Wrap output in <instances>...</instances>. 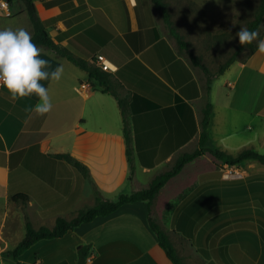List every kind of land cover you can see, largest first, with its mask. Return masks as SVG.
Listing matches in <instances>:
<instances>
[{"label":"crops","instance_id":"obj_1","mask_svg":"<svg viewBox=\"0 0 264 264\" xmlns=\"http://www.w3.org/2000/svg\"><path fill=\"white\" fill-rule=\"evenodd\" d=\"M33 1L56 43L97 67V55L104 54L114 69L103 70L107 90L53 47L38 45L53 69H64L60 82H42L54 105L43 117L25 111L37 97L13 101L0 87V236L9 240V248L24 237L26 215L37 228L53 227L59 216L71 218L93 205L97 190L113 200L149 186L158 169L199 146L208 101L213 105L208 147L234 155L264 147V53L256 50L235 60L209 85L197 55L215 49V39L232 37L247 13V0H163L188 46L179 43L154 0ZM10 5L13 13L6 15L0 4V17L10 18L4 28L23 27L32 36V20L25 27L19 17L28 13L25 2ZM119 98L125 104L129 142ZM59 153L86 164L90 177ZM215 158L210 153L196 157L173 176L158 195L175 178L202 168L187 192L177 196L166 227L154 217L189 264H264L259 222L251 226V212L235 207L231 189H217ZM205 162L214 172L201 166ZM137 176L147 186L135 185ZM21 193L28 202L12 200ZM33 246L39 264H79L83 246L88 247L84 264H174L150 226L147 201L125 203Z\"/></svg>","mask_w":264,"mask_h":264},{"label":"trees","instance_id":"obj_2","mask_svg":"<svg viewBox=\"0 0 264 264\" xmlns=\"http://www.w3.org/2000/svg\"><path fill=\"white\" fill-rule=\"evenodd\" d=\"M7 1L10 4H12L15 0H7ZM23 1L26 4L28 13L34 24V34L32 35L33 42L37 46L45 45L48 47H53L54 49L57 50V52L60 55L67 57L69 60H71L78 66L88 70L93 77H96L101 82V84L105 85L107 90H110L108 89V84L106 83V81L103 80L105 78L104 77L105 74L103 72L105 71L101 70L97 66L91 65V63H89V61L86 60L85 58L76 55L75 53L71 52L68 48L56 43L55 40L51 37L48 30L46 29L45 24L43 23L42 19L40 18L35 2L33 0H23ZM154 1H155L157 8L162 10L164 19L166 20L167 23L170 24L173 33L177 36L179 40V43L182 46H188V42L185 41L176 32V30L172 26L171 14L168 10L166 3L163 0H154ZM263 20H264V0H261L259 10L256 14V17L252 21L249 22L248 29L249 30H259ZM262 35L263 33L259 35V39L262 38ZM257 42L255 43L253 42V44L251 45V50H250L248 57L251 56L257 50ZM243 50L244 48H242L239 44V47L237 51L235 52V54L232 55L225 63H223L220 66L219 70L214 74H212L209 71L208 67L204 66L199 61L206 75L208 85L211 83L212 79L215 76L224 73V71L230 66V64L233 63L235 60H237V55ZM119 102H120L121 108L123 109V114H124V122H125L124 133H125L127 142H129V130L127 128V119L125 115V104L121 98H119ZM212 110H213V105L211 102L208 101L205 108L203 109V115H202V120H201L202 129H201L199 146L193 151L184 152L180 154L170 168L157 174L152 179L149 186L142 188L140 190L134 191L132 193H122L119 195L117 199H113V200L103 198L99 194V191L97 190V199L93 205L80 209L71 218H67L65 216H59L56 219L55 225L53 227L42 225L37 228L32 224V222L29 220L28 216L26 215V233L24 237L18 242V244L15 247L8 250V252L16 258L17 260L16 264H22L20 260V255L25 250L30 248L33 244H35L37 241L41 239L61 237L65 235L66 233H68L69 231L76 228L77 226H79L83 222L92 221L99 215H107L117 210L121 205L128 203V202H135V201H147L148 208H149L150 226L156 232L159 238V243L165 250L170 260L174 264H189L178 253V250L176 246L174 245L173 241L171 240V238L169 237L168 232L161 226V224L154 217L153 203L158 193L163 188V186L173 176L177 175L188 162L206 153L212 154L214 157L221 159L224 163L230 166L239 165L248 160H255L259 163L264 164V152H260L253 148H245L237 155H234L228 152L227 150H224L221 148L213 149L206 145L207 140L209 138L208 127L210 124ZM127 153H128L129 160H132L129 150H127ZM58 156L67 158L68 160L72 161L83 172L84 175L90 177L91 173H90L89 167L86 164L79 161L78 159H75L74 157H72L70 153H59ZM260 188L264 192V182L262 183L260 182ZM11 198L14 201H18L19 199L22 198L24 203L28 202V199H29L28 195L23 194V193L15 194ZM258 221L261 223H264V217H260ZM87 249H88L87 246H83L80 248L79 264H84Z\"/></svg>","mask_w":264,"mask_h":264},{"label":"rangeland","instance_id":"obj_3","mask_svg":"<svg viewBox=\"0 0 264 264\" xmlns=\"http://www.w3.org/2000/svg\"><path fill=\"white\" fill-rule=\"evenodd\" d=\"M260 2L261 0H247V5H245L247 13L244 14L243 22L239 21V23L235 26L236 28L232 33V37H219L215 39V49L212 48V50L210 51H203L197 54L198 57L202 59V64L204 66L212 67V69L208 68L212 74L216 73L219 70L220 66L225 63L232 55L235 54L239 47V40L238 37H236V32L240 30V27L248 28L249 22L256 17V14L259 10ZM16 17L18 18V14ZM19 17L20 20L23 21V25H25V27L27 25H30L29 23L31 22V17L27 13V11L19 13ZM8 19L10 18L0 17V30L5 29L4 26L5 23L8 22ZM258 31L259 34L264 32V20ZM250 50L251 46H247L246 50L244 49L237 55V59L244 60L245 58H247L250 53ZM225 89L226 91H229L230 88L228 87ZM212 147L213 149L218 148L216 145H213ZM260 151L264 152V147H262ZM212 156L213 155L211 154V157ZM214 158L215 157L213 156V159ZM221 161V159H217L218 171L217 173H215V176L218 177L217 189L219 191L224 189H231V191L234 193L235 207L244 206L248 208L249 212H251V214H249L250 218L252 219L251 226L255 225V220L258 221L260 217H264V192L260 188V182H264V164L259 163L255 160H248L239 165L234 166L239 167L240 170L232 169L233 172H230V165H223ZM208 163L209 164L205 165V162L201 164V166L208 171L211 170L212 172H214V167H212L213 165H211L210 167L211 163ZM168 167L162 166L160 169L157 170V172L161 173V171L163 172L164 170L168 169ZM194 169L195 170L193 171L185 172L184 174H182L181 177L175 178L172 182L169 183V186L164 190V192L158 195L156 203L153 205L155 209L154 216L158 218V220L163 222V227H166V224H164L165 219L167 218L169 213H171L173 207L178 201L177 196L181 193L184 194L185 192H187L186 188L189 185L193 184L196 175L199 173V171H202V168L200 166H197V168ZM244 169L249 170L250 173H246L245 176H241V173L239 171H243ZM137 184H139V186H147V180L137 176L135 177V185ZM259 226L261 227L260 229L262 231L264 241V223L259 222ZM0 240L3 242V251L2 253H0V264H16V258L8 252V250L11 249L9 248L11 246V243L8 239L5 240L2 236H0ZM36 251V246L32 245L30 248H28L22 257V264H39Z\"/></svg>","mask_w":264,"mask_h":264},{"label":"clouds","instance_id":"obj_4","mask_svg":"<svg viewBox=\"0 0 264 264\" xmlns=\"http://www.w3.org/2000/svg\"><path fill=\"white\" fill-rule=\"evenodd\" d=\"M259 35L258 30L245 27L236 32L242 48L246 50L247 46L258 41L257 51L264 53V39H259ZM42 55L43 50L33 42L25 28L0 30V87L6 88L13 101L37 97L38 102L25 111L41 117L49 114L54 106L49 88L42 82L58 83L64 75L63 66L53 69L50 61Z\"/></svg>","mask_w":264,"mask_h":264},{"label":"built area","instance_id":"obj_5","mask_svg":"<svg viewBox=\"0 0 264 264\" xmlns=\"http://www.w3.org/2000/svg\"><path fill=\"white\" fill-rule=\"evenodd\" d=\"M0 4L4 5L5 7V13L6 15H12V9H11V5L7 0H0ZM97 59H98V66L102 69V70H113L114 66L112 63H110V61L107 59V57L104 54L99 53L97 55ZM82 86H86V84H82ZM230 172H233L232 169L229 170ZM229 173V172H228Z\"/></svg>","mask_w":264,"mask_h":264}]
</instances>
